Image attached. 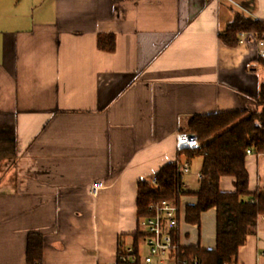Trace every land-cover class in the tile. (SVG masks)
I'll return each instance as SVG.
<instances>
[{
    "label": "crops",
    "instance_id": "crops-1",
    "mask_svg": "<svg viewBox=\"0 0 264 264\" xmlns=\"http://www.w3.org/2000/svg\"><path fill=\"white\" fill-rule=\"evenodd\" d=\"M236 14L264 23V0H0V264H25L30 233L41 264L115 263L118 238L140 228L138 182L176 161L187 118L257 109L256 48L220 39ZM201 163L189 159L175 231L181 247L213 250L215 209L184 220ZM245 166L248 190L264 188V154ZM238 264H264V217Z\"/></svg>",
    "mask_w": 264,
    "mask_h": 264
},
{
    "label": "trees",
    "instance_id": "trees-1",
    "mask_svg": "<svg viewBox=\"0 0 264 264\" xmlns=\"http://www.w3.org/2000/svg\"><path fill=\"white\" fill-rule=\"evenodd\" d=\"M243 31L259 36L264 33V23L236 14L220 39L228 46H237L238 34ZM96 45L99 50L114 51V35L99 34ZM257 59L264 68V58ZM255 102L257 109L254 110L216 112L187 118L180 131L195 133L199 147L178 152L176 161L162 166L151 179L138 182L137 217H150L152 202L169 200L179 204L180 197L187 193L182 188L179 171L182 162L179 156L184 154L188 161L195 156L202 158V177L199 188L193 192L196 201L185 207L184 220L199 226L201 214L214 208L215 248L204 250L199 246H180L177 264H182L183 261L186 264H193V261L196 264H238L239 248L244 245L248 235L256 232L258 217H264V188L253 192L248 190V172L245 166L247 149L264 154V84L260 86ZM224 176L233 178L232 192L219 189L220 178ZM145 235L141 228L132 234L133 258L125 251L126 245L121 235L118 238L114 264H141L139 244ZM172 236L178 242L177 231ZM42 247L43 238L40 234H28L25 264H41Z\"/></svg>",
    "mask_w": 264,
    "mask_h": 264
},
{
    "label": "built area",
    "instance_id": "built-area-1",
    "mask_svg": "<svg viewBox=\"0 0 264 264\" xmlns=\"http://www.w3.org/2000/svg\"><path fill=\"white\" fill-rule=\"evenodd\" d=\"M245 44L253 45L257 50V56L264 58V33L258 36L252 32H240L238 34V45ZM198 147L199 141L195 133L179 132L176 134V149L178 152L187 149L194 150ZM250 153H252V150L247 149L246 154ZM179 171L181 178L189 172L188 160L182 162ZM196 177L200 180L201 173H197ZM102 187L103 183L101 181L93 182L90 185V193L95 195ZM150 209L152 210V216L140 218V228L146 233L143 238L146 254L142 256L139 253L140 263L163 264L166 261H171V264H177L176 260L180 245L174 241L172 234L179 224L180 208L178 204L169 200H161L152 202ZM125 251L132 258L134 257L132 244L126 246ZM182 264H186V261H183ZM193 264H196V261H193Z\"/></svg>",
    "mask_w": 264,
    "mask_h": 264
},
{
    "label": "rangeland",
    "instance_id": "rangeland-1",
    "mask_svg": "<svg viewBox=\"0 0 264 264\" xmlns=\"http://www.w3.org/2000/svg\"><path fill=\"white\" fill-rule=\"evenodd\" d=\"M195 164H193V169L195 168L194 167ZM185 179V178H184ZM142 243V244H141ZM139 253L140 255L144 256L146 254V248H145V245L143 244V240L140 242L139 244Z\"/></svg>",
    "mask_w": 264,
    "mask_h": 264
}]
</instances>
